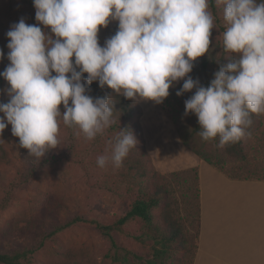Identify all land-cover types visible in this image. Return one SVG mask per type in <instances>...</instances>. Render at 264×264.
Returning <instances> with one entry per match:
<instances>
[{"label": "clouds", "instance_id": "clouds-1", "mask_svg": "<svg viewBox=\"0 0 264 264\" xmlns=\"http://www.w3.org/2000/svg\"><path fill=\"white\" fill-rule=\"evenodd\" d=\"M209 3L33 0L38 24L21 18L6 33L10 64L0 76L10 87L4 90L8 102H0V134L10 124L20 147L42 159L59 145L61 122L76 126L88 140L114 123V96L94 98L86 84L98 81L116 96L159 104L174 82L183 80L176 95L195 89L185 100L184 115L197 116L200 137H219L221 147L240 140L252 124L250 114L264 113V0H215L223 6L226 24L223 49L235 56L221 64L205 87L189 74L210 47L214 22ZM110 20L118 21V30L101 46L98 33ZM136 145L134 131L120 127L111 155L98 157L97 164L120 167Z\"/></svg>", "mask_w": 264, "mask_h": 264}, {"label": "rangeland", "instance_id": "rangeland-1", "mask_svg": "<svg viewBox=\"0 0 264 264\" xmlns=\"http://www.w3.org/2000/svg\"><path fill=\"white\" fill-rule=\"evenodd\" d=\"M35 14L33 0H0V38L8 42L6 33L21 18L28 24H38ZM218 17L226 27L223 6H219ZM213 22L208 51L220 62L208 74L203 67L205 56L194 61L189 75L200 81L206 78L211 82L218 67L235 56L224 51L222 32L214 17ZM39 26L54 36L50 28ZM0 49L4 52L0 59V72H3L9 62V49L3 43ZM8 87V84L4 89L0 86V94L7 95L4 90ZM147 103L150 106L143 109L139 119L142 134L136 130L137 145L130 149L120 167L111 162L103 168L97 164L98 157L111 155L122 122L117 116L113 115L114 123L92 140L77 127L61 122L59 145L42 159L30 156L28 149L20 147L19 137L12 134V126L8 125L0 134L1 253L32 251L21 264H143L153 257L157 246L154 240L142 242L139 239L150 231L142 220L129 223L121 232H113L122 249L120 260L115 259L116 252L99 227L114 223L128 212L140 197L138 185L143 181H147L152 190L170 188L161 176L191 168L163 167L162 164L176 165L174 158L164 153L166 150L175 152L176 143L165 137L172 133L181 139L179 130L183 134L194 131L200 127L197 116L194 113L185 116V105L177 104L170 95L163 103L152 100ZM60 110L64 111L63 105ZM3 116L0 112V117ZM250 117L252 124L240 139L244 153L236 155L233 151L226 155L225 169L264 179V113H252ZM202 142L198 134L197 146ZM229 144L221 147L220 138L216 137L210 141L209 149L223 155ZM186 149L185 152H191ZM176 186L172 184L174 192L167 199L170 209L160 206L153 210L152 229L155 236L180 229L181 233L171 241L169 252L164 256V264H192L197 244L196 227H193L196 226L195 215L188 206L186 187ZM77 218L83 221L60 229ZM169 221H175L174 228ZM157 228L164 231L159 232Z\"/></svg>", "mask_w": 264, "mask_h": 264}, {"label": "trees", "instance_id": "trees-1", "mask_svg": "<svg viewBox=\"0 0 264 264\" xmlns=\"http://www.w3.org/2000/svg\"><path fill=\"white\" fill-rule=\"evenodd\" d=\"M209 10L213 14L215 18V24L223 33L226 30V27L222 24V21L219 19V6L216 5L215 0H210L209 3ZM118 30V26L116 27V31ZM3 44H8L7 40H2L0 38V46ZM203 59V67L204 71H207L208 74L214 70L217 65V60L213 53L209 52L204 55ZM223 56L221 60H223ZM75 58L73 57V62ZM10 64V61L8 62ZM7 64V65H8ZM223 64V63H222ZM220 68V66L218 67ZM79 70V69H77ZM211 71V72H209ZM53 75L55 73L53 72ZM85 78L87 74H84ZM201 84L207 87L210 84V81L206 78H203ZM8 82L0 76V86L5 87ZM183 85V80L179 82H174V87L169 89L170 96L175 100V102L181 106L185 105V100L192 96L195 91L186 92L183 96H177L176 91L179 90ZM86 87L89 88L88 94L92 97H103L106 93H111L114 97H112V102L115 104L113 109V115L117 116V119L121 122L120 127L124 129H131L136 132L138 130L140 133L142 132V127L139 124V119L143 116V108L139 104V102H133L132 100L124 98L122 95L116 96L112 89L105 87L101 89L99 86L98 81L93 82L90 86L86 84ZM195 90V89H193ZM2 94V93H1ZM0 94V102L7 103L8 102V95H1ZM252 114V113H251ZM76 127V126H74ZM201 131L200 127H196L194 131L189 132L188 134H183L180 130L179 135L183 145L189 149L192 153L197 155L201 160L206 162L207 164L213 166L223 174H225L229 179L232 180H239V181H248V180H256V181H264L263 178H254L250 176H243L238 173H233L231 170H226L225 165L228 163L226 155L232 154L234 151L236 155H240L244 153L242 149V141L238 140L234 143L229 144L228 149H226L225 154H214L209 149L210 141L212 142L213 139H209L207 141L203 140L200 147L197 146V137L198 133ZM142 134V133H141ZM218 160V162H215ZM224 165V166H223ZM222 166V167H221ZM146 173H143L145 176ZM166 184H169L170 188L160 187L158 189L152 190L147 183V181H143L141 185H138L140 197L134 202V204L130 207L128 212L119 218L117 221L110 225H100V230L102 231L103 235L110 240L112 248L115 250L116 255L115 259L120 260V252L122 249L117 244L116 240L114 239L113 232L118 231L121 232L129 223L140 219L145 222L147 229L150 231L143 234V237L139 238L142 242H146L148 239H153L154 244L157 245L154 247V255L151 259H148L143 262V264H164V256L169 252V246L172 240H174L177 236L181 233L180 229H174L170 232H163L160 236H155L153 233L152 227L154 224V214L153 210L159 208L160 206H164L165 210L170 209V205L167 202L168 197L174 192L172 189V184H176V187H186L187 190V198H188V206L190 212H193L195 215V222H196V233H197V244H196V251L193 256L192 264L194 263L197 250L199 247L200 241V234H201V184H200V170L198 167L188 168L185 170L169 173L166 175L161 176ZM165 184V185H166ZM166 201V202H165ZM83 221L81 218H77L72 222L68 223L67 225L63 226L60 229L67 228L71 225H74L78 222ZM171 224V228H174L175 221H169ZM157 231L161 232L164 231L163 229H156ZM28 252L22 253H15V254H6L0 252V264H21L22 260L28 256Z\"/></svg>", "mask_w": 264, "mask_h": 264}, {"label": "crops", "instance_id": "crops-1", "mask_svg": "<svg viewBox=\"0 0 264 264\" xmlns=\"http://www.w3.org/2000/svg\"><path fill=\"white\" fill-rule=\"evenodd\" d=\"M117 26L118 21L111 20L106 28L101 26V46ZM147 102L139 101L144 110L150 106ZM169 134L165 138L173 139L177 150L164 153L176 165L163 167L200 170L201 234L193 264H264V181L229 179L194 153L185 152L181 139Z\"/></svg>", "mask_w": 264, "mask_h": 264}]
</instances>
